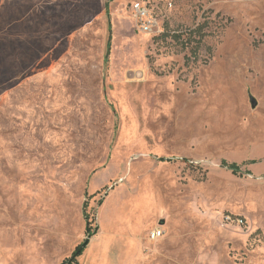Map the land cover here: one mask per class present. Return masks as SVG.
Returning a JSON list of instances; mask_svg holds the SVG:
<instances>
[{"label": "rangeland", "instance_id": "374dc122", "mask_svg": "<svg viewBox=\"0 0 264 264\" xmlns=\"http://www.w3.org/2000/svg\"><path fill=\"white\" fill-rule=\"evenodd\" d=\"M84 208L71 264H264V0H0V264Z\"/></svg>", "mask_w": 264, "mask_h": 264}, {"label": "trees", "instance_id": "16d2710c", "mask_svg": "<svg viewBox=\"0 0 264 264\" xmlns=\"http://www.w3.org/2000/svg\"><path fill=\"white\" fill-rule=\"evenodd\" d=\"M190 34H191V36L187 39L188 42H186L185 46L188 47L189 44L190 45L194 44V45H192L193 54L196 55L197 50H198V48H199V46H200V44L202 42L201 40L204 37V33H202V28L198 27L195 30L191 31ZM164 161H169V160H164ZM228 168L231 169L233 172L236 171V166H234V165H229ZM83 212H84V219L86 221V233H85L86 239L80 245H78L75 248V250L73 251V253L71 255V258L68 259L69 264L74 262L76 260V258L79 257L82 254L84 248L88 244L89 237L94 234V233L93 234L90 233L89 217L86 214L85 208H84Z\"/></svg>", "mask_w": 264, "mask_h": 264}, {"label": "built area", "instance_id": "2783aa9c", "mask_svg": "<svg viewBox=\"0 0 264 264\" xmlns=\"http://www.w3.org/2000/svg\"><path fill=\"white\" fill-rule=\"evenodd\" d=\"M226 219L230 220V218L226 217ZM164 231L160 228H154L148 233V239L150 241H158L163 237Z\"/></svg>", "mask_w": 264, "mask_h": 264}, {"label": "water", "instance_id": "95a60500", "mask_svg": "<svg viewBox=\"0 0 264 264\" xmlns=\"http://www.w3.org/2000/svg\"><path fill=\"white\" fill-rule=\"evenodd\" d=\"M249 102H250L251 108L254 109L257 105L256 100L253 97L249 96Z\"/></svg>", "mask_w": 264, "mask_h": 264}]
</instances>
